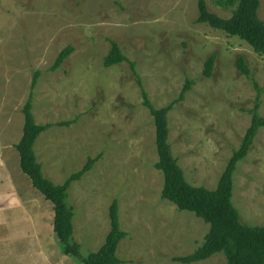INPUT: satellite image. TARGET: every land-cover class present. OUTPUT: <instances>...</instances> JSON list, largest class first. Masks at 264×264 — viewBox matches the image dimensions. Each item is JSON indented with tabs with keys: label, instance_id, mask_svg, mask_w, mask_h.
I'll return each mask as SVG.
<instances>
[{
	"label": "rangeland",
	"instance_id": "rangeland-1",
	"mask_svg": "<svg viewBox=\"0 0 264 264\" xmlns=\"http://www.w3.org/2000/svg\"><path fill=\"white\" fill-rule=\"evenodd\" d=\"M205 1L210 12L230 16L214 0ZM197 4L0 0V264H81L62 254L53 236L52 204L20 170L15 145L31 93L36 124L69 123L52 126L34 144L45 177L62 185L88 159H97L67 191L81 257L103 245L113 201L127 235L116 250L122 264H181L172 259L191 255L202 245L208 224L161 199L164 179L154 167V121L143 105L137 77L156 109L173 104L167 114L168 143L186 181L215 190L250 126L248 111L257 96L253 82L262 90L258 113L264 118V56L238 38L197 24ZM258 16L264 22V0ZM109 40L117 42L137 75L127 62L103 66ZM68 46L73 53L49 71ZM211 56V77L203 78ZM240 57L250 77L236 67ZM186 80L193 81L191 89L179 100ZM233 180L231 202L240 222L264 226V128L238 163ZM21 200L33 203L32 208ZM41 213L47 217L44 222L37 217ZM225 263L219 253L192 264Z\"/></svg>",
	"mask_w": 264,
	"mask_h": 264
},
{
	"label": "trees",
	"instance_id": "trees-1",
	"mask_svg": "<svg viewBox=\"0 0 264 264\" xmlns=\"http://www.w3.org/2000/svg\"><path fill=\"white\" fill-rule=\"evenodd\" d=\"M221 9L228 11L230 16L222 18L210 12L205 0H198L197 24H205L213 30L221 31L229 37H235L245 42L254 53L264 56V22L260 20L258 11L260 0H214ZM110 49L103 58V66L110 68L127 62L134 71V65L122 54L119 45L109 40ZM72 46L64 49L56 58L49 71H55L73 53ZM215 56L209 57L204 63L203 78H210ZM236 67L243 75L250 77V70L240 57ZM39 72L32 79L31 88H35ZM134 74L135 71H134ZM137 75V74H136ZM191 80H186L181 96L189 92ZM141 90L143 105L153 117L155 127V145L158 161L155 169L163 175L161 199L176 206L179 211L189 212L208 224L209 229L202 245L194 253L185 257L173 258L172 261L181 264H192L207 260L215 254L222 253L225 264H264V226H245L240 222L239 213L234 208L231 197L234 187L233 175L238 163L248 155L260 129L264 128V118L259 113L261 88L253 82L257 91L254 106L248 112L251 114V123L237 150L232 155L219 177L215 190L203 187H194L189 184L183 170L173 157L168 143L169 127L167 114L173 104L156 109L147 97L141 80L137 77ZM32 93L22 108L24 118L22 136L15 145L19 155L20 170L30 180L32 187L38 191L46 201L52 204L53 232L63 255L68 256L81 264H122L116 256L117 247L127 236L120 229L118 220V205L113 201L109 207L110 229L103 245L95 253L86 257L80 255V245L73 240V208L66 203L67 191L72 183L79 181L89 172L97 159H88L83 168L69 176L62 185H56L45 177L42 166L37 162L33 147L38 137L52 126H67L69 123L36 124L32 115Z\"/></svg>",
	"mask_w": 264,
	"mask_h": 264
},
{
	"label": "crops",
	"instance_id": "crops-1",
	"mask_svg": "<svg viewBox=\"0 0 264 264\" xmlns=\"http://www.w3.org/2000/svg\"><path fill=\"white\" fill-rule=\"evenodd\" d=\"M9 183V185L10 184H12V182H8ZM30 200V199H29ZM22 201V203H29V201L28 200H21ZM39 202V200H38V198H36L34 201H33V203H34V205L37 207V204L36 203H38ZM33 203H29L30 204V206L33 204ZM44 205V204H43ZM31 208H32V206H31ZM30 208V209H31ZM38 210H40L41 212H42V209H39V206H38ZM53 210V209H52ZM29 212H30V210H29ZM28 212V217H26V218H28L29 220H27L28 222H30L31 220H30V213ZM52 214L50 215V220H51V217H52V219L54 218V212L52 211L51 212ZM38 217V219L40 220L41 219V222H44L45 221V218H47V217H45L44 218V215H43V213H41V214H39V216H37ZM52 229H53V227H52ZM54 234V233H53ZM54 236V235H53Z\"/></svg>",
	"mask_w": 264,
	"mask_h": 264
}]
</instances>
